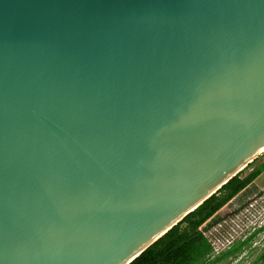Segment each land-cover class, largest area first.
I'll list each match as a JSON object with an SVG mask.
<instances>
[{"label": "water", "instance_id": "water-1", "mask_svg": "<svg viewBox=\"0 0 264 264\" xmlns=\"http://www.w3.org/2000/svg\"><path fill=\"white\" fill-rule=\"evenodd\" d=\"M264 154V0H0V264H129Z\"/></svg>", "mask_w": 264, "mask_h": 264}, {"label": "trees", "instance_id": "trees-1", "mask_svg": "<svg viewBox=\"0 0 264 264\" xmlns=\"http://www.w3.org/2000/svg\"><path fill=\"white\" fill-rule=\"evenodd\" d=\"M257 159L255 158L129 264H216L242 252L251 244L256 234L264 230V224L218 252H215L208 229L218 222L215 216L217 212L264 172L263 161L243 175ZM263 261L264 249L250 264Z\"/></svg>", "mask_w": 264, "mask_h": 264}, {"label": "rangeland", "instance_id": "rangeland-1", "mask_svg": "<svg viewBox=\"0 0 264 264\" xmlns=\"http://www.w3.org/2000/svg\"><path fill=\"white\" fill-rule=\"evenodd\" d=\"M263 161L264 157L259 156L253 165L243 172V175ZM215 216L218 222L208 229L215 252L232 244L235 240L244 238L254 231L253 228L257 227L258 222L263 221L264 223V172L224 205ZM263 249L264 230L257 233L251 244L246 246L242 252L216 264H250ZM258 264H264V261Z\"/></svg>", "mask_w": 264, "mask_h": 264}, {"label": "built area", "instance_id": "built-area-1", "mask_svg": "<svg viewBox=\"0 0 264 264\" xmlns=\"http://www.w3.org/2000/svg\"><path fill=\"white\" fill-rule=\"evenodd\" d=\"M263 221H260V222H258V224H257V227L256 228H253V226H252V228H253V230H255V229H257L258 227H260V226H262L264 223H262ZM251 233V232H250ZM246 237V236H245ZM243 239V238H242ZM214 249H215V247H214Z\"/></svg>", "mask_w": 264, "mask_h": 264}, {"label": "crops", "instance_id": "crops-1", "mask_svg": "<svg viewBox=\"0 0 264 264\" xmlns=\"http://www.w3.org/2000/svg\"><path fill=\"white\" fill-rule=\"evenodd\" d=\"M261 227V226H260ZM260 227H258V228H260Z\"/></svg>", "mask_w": 264, "mask_h": 264}]
</instances>
